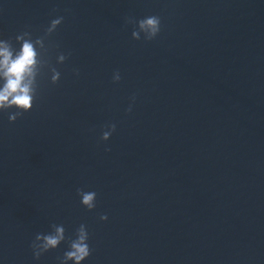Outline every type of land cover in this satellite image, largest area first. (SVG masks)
I'll return each instance as SVG.
<instances>
[{
  "label": "water",
  "instance_id": "water-1",
  "mask_svg": "<svg viewBox=\"0 0 264 264\" xmlns=\"http://www.w3.org/2000/svg\"><path fill=\"white\" fill-rule=\"evenodd\" d=\"M146 15L160 31L135 40ZM57 16L60 79L0 113L2 264H58L66 245L34 260L35 234L81 223L84 264H264V0H0V38Z\"/></svg>",
  "mask_w": 264,
  "mask_h": 264
},
{
  "label": "clouds",
  "instance_id": "clouds-1",
  "mask_svg": "<svg viewBox=\"0 0 264 264\" xmlns=\"http://www.w3.org/2000/svg\"><path fill=\"white\" fill-rule=\"evenodd\" d=\"M63 20L62 16L51 19L43 30V35L33 38L29 31H22L15 35V43L11 39L0 38V113L7 112L9 122H14L24 112L31 111L37 93V79L43 69L49 73L50 83L55 84L60 79V72L48 58L46 40ZM137 27L131 32L135 40H151L160 31V17L146 15L139 18ZM66 54L58 52L55 56L56 64L66 60ZM78 75V70L76 71ZM113 82L121 79L119 71L112 74ZM134 101V97L131 98ZM131 103L125 111H131ZM115 124H108L102 128L101 141H108ZM80 204L88 210L96 206V192L93 190L76 189ZM101 221L107 220L106 215H100ZM61 243L66 245L58 264H84L89 257V232L81 223L70 236L65 235L63 224H53L47 232H38L30 244L34 260L49 250L56 249ZM2 264V261H0Z\"/></svg>",
  "mask_w": 264,
  "mask_h": 264
}]
</instances>
